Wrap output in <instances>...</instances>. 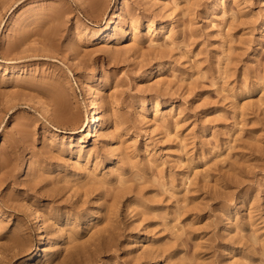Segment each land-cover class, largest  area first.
Returning <instances> with one entry per match:
<instances>
[{
    "label": "rangeland",
    "instance_id": "1",
    "mask_svg": "<svg viewBox=\"0 0 264 264\" xmlns=\"http://www.w3.org/2000/svg\"><path fill=\"white\" fill-rule=\"evenodd\" d=\"M0 264H264V0H0Z\"/></svg>",
    "mask_w": 264,
    "mask_h": 264
},
{
    "label": "bare ground",
    "instance_id": "2",
    "mask_svg": "<svg viewBox=\"0 0 264 264\" xmlns=\"http://www.w3.org/2000/svg\"><path fill=\"white\" fill-rule=\"evenodd\" d=\"M117 17H118V11L115 10L114 13L112 14V16L110 17L109 21L107 22L105 28H104V33H106L107 31H109L113 28L115 22L117 21ZM126 38H127V34H125V39ZM86 116H87L86 117V123H85L86 134L87 135L94 134L95 128L97 127L98 122L100 121L99 120V106L96 103L91 105L89 107L88 114ZM44 250H45V246L42 242H40V246L38 247V253H40Z\"/></svg>",
    "mask_w": 264,
    "mask_h": 264
}]
</instances>
